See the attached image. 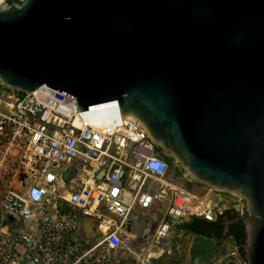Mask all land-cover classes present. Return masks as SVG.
Returning <instances> with one entry per match:
<instances>
[{"label": "water", "instance_id": "obj_1", "mask_svg": "<svg viewBox=\"0 0 264 264\" xmlns=\"http://www.w3.org/2000/svg\"><path fill=\"white\" fill-rule=\"evenodd\" d=\"M0 84L51 86L87 122L136 118L186 177L243 199L244 264H264V0L0 3Z\"/></svg>", "mask_w": 264, "mask_h": 264}, {"label": "built area", "instance_id": "obj_2", "mask_svg": "<svg viewBox=\"0 0 264 264\" xmlns=\"http://www.w3.org/2000/svg\"><path fill=\"white\" fill-rule=\"evenodd\" d=\"M72 162L79 172L68 190L61 175ZM218 192L175 180L132 116L87 122L73 97L47 85L0 100V264H150L166 252L170 220L222 213ZM234 196L226 207L243 214ZM154 204L162 217L141 241L130 214Z\"/></svg>", "mask_w": 264, "mask_h": 264}, {"label": "rangeland", "instance_id": "obj_3", "mask_svg": "<svg viewBox=\"0 0 264 264\" xmlns=\"http://www.w3.org/2000/svg\"><path fill=\"white\" fill-rule=\"evenodd\" d=\"M0 3L4 6L8 5V0H0ZM14 92L10 89H0V100H11ZM163 156V153H161ZM177 163V162H176ZM179 165V164H178ZM180 166V165H179ZM177 181L183 183L189 189H205V186L201 183L194 182L185 176L184 173L180 177H176ZM217 199H222L221 203L226 206L236 205L237 197L234 194L228 192L219 191L216 195ZM161 214V210H140L135 208L129 217L130 227L129 232L143 241L144 236L148 238L153 232L154 224L158 221ZM92 221V220H91ZM89 239L95 240L98 236L96 231L86 232ZM194 238L191 233H186L183 230H179L176 227H171L170 236L161 242V247L166 251L160 258L153 261L150 264H244V259L240 255L236 244L231 238H222L220 243H214L211 240V244L214 245L212 251L208 254L203 262H198V259H193L192 248L189 246L196 242L203 241V236H196ZM168 251V252H167ZM207 260V261H206Z\"/></svg>", "mask_w": 264, "mask_h": 264}, {"label": "trees", "instance_id": "obj_4", "mask_svg": "<svg viewBox=\"0 0 264 264\" xmlns=\"http://www.w3.org/2000/svg\"><path fill=\"white\" fill-rule=\"evenodd\" d=\"M0 89L6 88L0 84ZM159 151L163 153V157L167 161L170 171L173 173V178L177 179L176 177H180L183 171L178 163H176L174 158L162 152L160 149ZM238 215L239 213L233 208H228L224 209L222 213L217 215L214 220H208L203 217L189 215L179 220V222L172 223V226L176 227L179 230H183L186 233H194L203 236V241L196 242L192 247V257L193 259H198V262H203L206 258H208V254L214 248V245L211 244V240L214 243L219 244V240L221 238L224 239L225 237L232 239V241L236 244L242 258L244 259V251L242 249V245L245 242L246 234L243 222L241 220H234V218H236V216ZM227 220H232V222L228 225V231L223 237L222 231L225 221Z\"/></svg>", "mask_w": 264, "mask_h": 264}, {"label": "crops", "instance_id": "obj_5", "mask_svg": "<svg viewBox=\"0 0 264 264\" xmlns=\"http://www.w3.org/2000/svg\"><path fill=\"white\" fill-rule=\"evenodd\" d=\"M192 189V188H191ZM193 190H196V191H202V187H199V189H194L193 188ZM157 209H159V210H161V214H160V217H159V219H158V221L154 224V227H155V225L159 222V220L161 219V217H162V213H163V210L161 209V207H160V205L159 204H154L153 205V208L151 209V210H157ZM133 210H135V209H133ZM133 210H132V212H133ZM131 212V213H132ZM131 215V214H130ZM176 222H179V220H177V219H172V220H170V223H171V227H172V223H176ZM154 227H153V229H154ZM192 235H193V237L194 238H197L196 236H200V235H198V234H194V233H191ZM170 236V235H169ZM146 238H148L147 236H144V238L143 239H146ZM192 245V244H191ZM189 246V252H190V248H192V246Z\"/></svg>", "mask_w": 264, "mask_h": 264}]
</instances>
